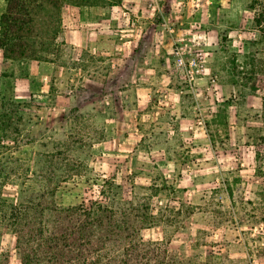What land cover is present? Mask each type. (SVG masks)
I'll return each instance as SVG.
<instances>
[{"label":"rangeland","instance_id":"rangeland-1","mask_svg":"<svg viewBox=\"0 0 264 264\" xmlns=\"http://www.w3.org/2000/svg\"><path fill=\"white\" fill-rule=\"evenodd\" d=\"M255 1H62L50 62L3 79L0 199L46 180L63 207L146 205L178 264H264Z\"/></svg>","mask_w":264,"mask_h":264},{"label":"trees","instance_id":"trees-1","mask_svg":"<svg viewBox=\"0 0 264 264\" xmlns=\"http://www.w3.org/2000/svg\"><path fill=\"white\" fill-rule=\"evenodd\" d=\"M62 1L6 0L0 18V78L6 77L3 64L8 60L50 62L45 54L56 51L53 36ZM258 5L263 6L253 2L252 9L261 28L264 8ZM261 81L251 78L250 89L263 109ZM10 116L0 113V122ZM45 181L37 182L38 188L21 186L14 200L0 199L1 221L16 239L13 251L0 250V264H178L166 243L143 238L142 231L154 225L146 205L128 202L118 210L90 201L63 207L56 201L58 187Z\"/></svg>","mask_w":264,"mask_h":264},{"label":"crops","instance_id":"crops-1","mask_svg":"<svg viewBox=\"0 0 264 264\" xmlns=\"http://www.w3.org/2000/svg\"><path fill=\"white\" fill-rule=\"evenodd\" d=\"M7 4L6 0H0V18L3 16V14L6 12ZM30 63H32L29 60H19V61H12L8 60L3 64V71L4 73H10L13 76L12 77H18L20 73L24 72V70H28L30 67ZM27 76L31 77L33 72L31 70H28L25 73ZM4 78L7 77H1L0 78V107H1V98H3L5 91H6V83L3 81ZM5 83V84H4ZM22 87L17 86L16 87V93L22 92Z\"/></svg>","mask_w":264,"mask_h":264}]
</instances>
